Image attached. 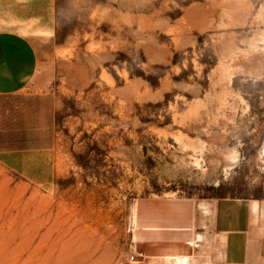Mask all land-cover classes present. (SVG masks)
<instances>
[{
  "label": "rangeland",
  "instance_id": "374dc122",
  "mask_svg": "<svg viewBox=\"0 0 264 264\" xmlns=\"http://www.w3.org/2000/svg\"><path fill=\"white\" fill-rule=\"evenodd\" d=\"M0 96V264H130L134 210L264 199V0H53Z\"/></svg>",
  "mask_w": 264,
  "mask_h": 264
},
{
  "label": "crops",
  "instance_id": "0c3cea01",
  "mask_svg": "<svg viewBox=\"0 0 264 264\" xmlns=\"http://www.w3.org/2000/svg\"><path fill=\"white\" fill-rule=\"evenodd\" d=\"M53 0H0V96L30 87L39 60L28 24ZM130 264H264V199L162 198L134 210Z\"/></svg>",
  "mask_w": 264,
  "mask_h": 264
},
{
  "label": "built area",
  "instance_id": "2783aa9c",
  "mask_svg": "<svg viewBox=\"0 0 264 264\" xmlns=\"http://www.w3.org/2000/svg\"><path fill=\"white\" fill-rule=\"evenodd\" d=\"M129 260H130V261L133 260V256H132V255L129 256Z\"/></svg>",
  "mask_w": 264,
  "mask_h": 264
}]
</instances>
